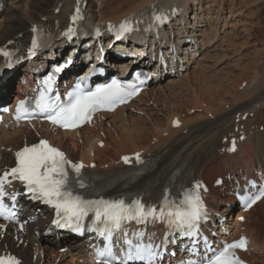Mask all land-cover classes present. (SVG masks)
Here are the masks:
<instances>
[{
    "label": "bare ground",
    "instance_id": "6f19581e",
    "mask_svg": "<svg viewBox=\"0 0 264 264\" xmlns=\"http://www.w3.org/2000/svg\"><path fill=\"white\" fill-rule=\"evenodd\" d=\"M75 1L0 0L4 10L0 12V47L8 40L22 41L28 36L33 24L44 23L53 26L55 21H65L66 13ZM176 1L86 0L85 13L87 20H118L131 12H138L144 8L173 7ZM180 1L184 7L179 15L180 18L172 21V26L179 30V34L182 31H188L194 41L191 44L184 39L181 40L184 50L182 78L168 76L163 81H152V89L143 90L127 106L120 107L112 113H102L91 127H82L75 131H57L45 123H41L40 126L35 125L34 132H37L38 136L48 137L53 144L61 146L73 160L80 159L85 163L96 162L95 169L86 171L104 176L130 170L125 169L118 162L121 153L134 151H141L145 155L151 153L152 156L149 159L153 162L152 169L139 176L133 183L126 185L124 190L146 187V191H152V196H155L173 170H178V175H180L190 168L193 170V176L203 179L208 184L205 199L209 210L218 211L223 216L230 209L227 205L232 201V198L221 187L212 185L217 176H223L222 166H225L230 173H238L239 170L251 173L257 165L264 167V148L256 139V137L263 136L260 126L264 130V65L258 70L255 66L245 69L244 72L247 73L238 75L236 78L239 82L235 91L225 86L232 82L230 80L216 86L201 85V87L205 86L204 89L195 95V89L189 81L187 69L193 62L195 64L202 59V57H199L198 60L194 58V50L200 46L202 53L203 49L211 46L216 38V29H214V35H210L204 29L201 30L199 26H202L203 21L208 23V26L210 21L220 20L224 24L227 17L223 15L225 8L221 1L206 0L211 3L210 5H217L216 9L214 7L207 8V11L201 6L202 0ZM94 2L96 7L93 6ZM189 3L194 6L192 13H189ZM57 7L59 12L55 13ZM208 11H212L209 16ZM229 11L231 13L229 17L236 14L231 9ZM189 23L191 30L188 28ZM166 33L169 35L171 31L167 30ZM191 47H193V51L189 52ZM55 56H57L56 53ZM75 61L77 62V59ZM116 66L120 67L119 71H126L124 61L117 62ZM84 70L83 68L81 73ZM194 74L195 72L192 75ZM198 81V78L194 80L195 83ZM243 81H245V85L239 87ZM8 82L6 80L1 84L2 91L8 88ZM22 88L23 86L17 83L13 95L18 96ZM173 88L184 89L185 94L192 97L191 103H173L178 100L177 98L161 99L162 95L164 98V94L172 91ZM8 96L0 94V101L3 100L2 104L4 100L8 101ZM244 101H246L245 104H243ZM190 109H193L191 114L188 113ZM209 113L210 116H208ZM159 114L163 116L157 117ZM244 114L246 117L242 119ZM119 116L122 117L120 120ZM174 117L181 120L180 126H171ZM147 122H151L152 126H143ZM234 125L242 127L245 138L237 141L234 153H227L225 151L227 142L220 141L223 136L239 134V132H234ZM26 135H28L29 142L34 141L31 140L33 134L30 135V131L21 124L7 127L0 125V147L16 149L22 145L21 138ZM98 139L104 141L102 146H97ZM67 140L69 141L67 142ZM221 148L224 151H221ZM103 163L107 165V168L101 167ZM5 164H12V153L2 149L0 150V167ZM223 183H226L225 177ZM262 203H264V197L244 213L245 220L243 222L230 221L229 216L223 223L225 227H233L230 233L231 237H237L240 232H244L250 238L249 248L240 254L243 259L253 264H257L258 259L260 263H264V214L259 217V222L255 221L258 215V206ZM47 215L49 213L43 211L35 222L25 226V233L19 238L24 242L21 245L13 241L12 237L9 238L8 233H5L3 237L0 235V252L15 253L22 258V264H53L56 259H58L56 264H78L77 261L80 262L79 264H91L89 252L83 249L81 240L60 239L59 242H64L68 246L66 252L60 253L58 252V241L54 238H41V236L37 238L30 231V228L40 230L41 227H37V224L42 221L47 222V219H44ZM222 232L221 229L214 230L217 236L222 235ZM28 251L37 254L35 260L29 257ZM42 254L45 256L44 260L41 257ZM67 256L69 257L66 258Z\"/></svg>",
    "mask_w": 264,
    "mask_h": 264
},
{
    "label": "snow or ice",
    "instance_id": "6c2138e0",
    "mask_svg": "<svg viewBox=\"0 0 264 264\" xmlns=\"http://www.w3.org/2000/svg\"><path fill=\"white\" fill-rule=\"evenodd\" d=\"M79 11V9H77ZM166 17L156 15L157 21ZM77 16H73L76 20ZM110 28L114 27L112 25ZM133 30L130 20L119 25L117 38ZM33 33H39L37 26H33ZM39 47L37 36L32 38V47L29 54L34 55V50ZM4 56L11 53L0 49ZM11 66V65H9ZM60 69H57L59 71ZM102 71V69H101ZM140 75L137 74L134 81L121 82L113 79L110 83L99 84L94 89L86 87L83 81L77 83L61 100L59 95H53L54 77L48 76L38 88V95L34 99L18 101L16 105V119H28L34 115H41L52 125L66 129L77 128L90 122L93 114L101 109L112 110L117 104L125 103L127 99L135 95L139 88ZM178 123V121L176 122ZM16 166L6 170L0 175V216L12 218L13 209L19 193L7 192L6 185L12 180H19L32 199H42L53 205L57 215L64 220L55 221L59 226L73 227L76 231L82 230V222L92 214V230L106 241L104 247L98 249L100 257L98 264H155L161 253L159 245L143 242H133L127 239L124 233L127 248L123 256H117L113 250V235L119 231L126 222L146 224L157 221L163 222L171 232H179L182 236H195L201 219L206 218L207 211L199 194L201 185L197 183L192 189L185 190L182 198L171 199L167 191L163 194L159 208L154 205L146 206L140 199L126 202L125 199H85L73 190V185L78 184L84 188L81 177V169L85 167L82 162L74 163L65 153L53 147L47 140L41 139L39 143L25 146L15 153ZM125 163L128 157H123ZM136 159L140 162L139 153ZM74 176H70V170ZM262 196L264 190L255 196H241V201L246 207H251ZM5 198L11 200V207L5 203ZM135 236L142 241L143 233L136 232ZM167 238V234H166ZM205 243L207 244L206 238ZM247 241L241 237L232 243H225L224 247L205 261V264H244L237 255L236 249H246ZM0 264H20V261L11 255L0 256ZM186 264H197V261L189 259Z\"/></svg>",
    "mask_w": 264,
    "mask_h": 264
},
{
    "label": "rangeland",
    "instance_id": "374dc122",
    "mask_svg": "<svg viewBox=\"0 0 264 264\" xmlns=\"http://www.w3.org/2000/svg\"><path fill=\"white\" fill-rule=\"evenodd\" d=\"M217 1L218 2L221 1L223 8H225L223 15L227 17L225 21L226 23L223 24L222 21L220 20H218L217 22L210 21L209 26H208V23L203 21L202 26H199L201 30L204 29L207 33H210V35H214L215 33L214 29H216V38L214 39V42L211 44V46L206 47L205 49H203L202 53L201 52L199 53L198 57L196 56L197 60L199 57H202V59L196 62L195 64L192 63L188 70L189 77H190L189 81L193 85V88L195 89V95H198L200 91L204 89L205 86L201 87V85L216 86L219 83H225L226 81H230V80L232 82L228 83V85H225V86L228 89L235 91L236 85L239 82L238 78H236L238 75H241V74L244 75L245 73H247V72H244L245 69H249L255 66V68H257L258 70L264 65L263 64V61H264V0H217ZM210 4L211 3L207 2L206 0H202L201 2V6L205 8L206 11L212 7H214V9L217 8V5L213 6ZM93 6L96 7L95 2L93 3ZM193 7H194L193 4L189 3V13H192ZM230 9L236 14L231 15L229 17V15L231 14L229 13L231 12L229 11ZM210 12L212 13V11H208V16ZM104 16L107 17L106 14H104ZM192 71L193 73L195 72L194 75H192L193 74ZM216 72L218 73L215 74ZM248 73H251V72H248ZM182 77L183 76H179L178 78H182ZM196 78L199 79L197 83L194 82ZM12 80H13V83H11L12 84L11 89L13 90L15 79L13 78ZM242 83L240 84L239 87L242 86ZM148 89L149 90L152 89V85L149 86ZM7 90L10 91V88L9 89L7 88ZM12 90L11 92H13ZM162 96H161V99L177 98L178 100L174 101L173 103L182 102L183 104H185V103H191L192 101V97L189 94L186 95L184 89L177 90L176 88H173L172 91L164 94V98ZM245 103L246 101L243 102V104ZM192 112H193V109H190L188 111V113L190 114ZM136 114H139V113H136ZM162 116H163L162 114H159L157 117L160 118ZM118 118L120 120V118L122 117L119 116ZM143 126L150 127L152 125H151V122L149 123L147 122L146 124H143ZM260 131L263 133V136L256 137V139L259 140L260 142L259 144L261 145L262 148H264V130L261 129L260 127ZM30 133H31L30 135L33 134V132L31 131ZM26 136L28 137V135ZM35 138H36L35 134H33L32 140H35ZM22 140H23V137L21 138V141ZM68 141L69 140H67V142ZM2 149L8 152V148L0 147V150ZM101 167L105 168L106 164L103 163ZM222 169L226 171L225 166H222ZM257 214L258 215L255 221L259 222L260 221L259 217H261V215L264 214V203L258 206ZM233 220H235L234 214H233L232 220L230 221H233ZM250 223L252 224V222ZM33 234H35L36 236L39 235L35 231L33 232ZM28 255L30 258L31 256H33V254L30 253V251H28ZM68 257L69 256H67L66 258ZM77 262L78 264L80 263L79 261ZM258 263L263 264V263H260L259 259H258L257 264Z\"/></svg>",
    "mask_w": 264,
    "mask_h": 264
}]
</instances>
